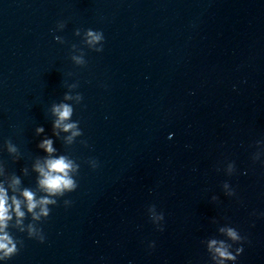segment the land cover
Masks as SVG:
<instances>
[{
	"label": "water",
	"instance_id": "water-1",
	"mask_svg": "<svg viewBox=\"0 0 264 264\" xmlns=\"http://www.w3.org/2000/svg\"><path fill=\"white\" fill-rule=\"evenodd\" d=\"M0 189V264H264V0H0Z\"/></svg>",
	"mask_w": 264,
	"mask_h": 264
},
{
	"label": "clouds",
	"instance_id": "clouds-1",
	"mask_svg": "<svg viewBox=\"0 0 264 264\" xmlns=\"http://www.w3.org/2000/svg\"><path fill=\"white\" fill-rule=\"evenodd\" d=\"M92 35V33H89ZM99 37L93 36V39H98ZM54 112L58 115L59 119L56 121V127H59L61 122L67 119L71 115V109L67 105H61L54 108ZM74 127V125L66 124L64 125V130L67 131L70 128ZM37 131H43L42 128L37 129ZM40 147L45 148L46 151L51 153L54 151L52 148V142L50 140H45L40 145ZM49 172L44 173L43 169L41 172L44 174L45 179L40 183L45 186L50 192L60 191L62 188L72 189L75 187L73 181L67 177V169H69L70 164L67 163L64 157H60L59 159H52L47 162ZM24 196L29 201V210L36 206L35 202H33V194L31 192L25 191ZM6 195L3 194V190L0 189V227L3 226V222L7 218V208H6ZM41 203H47V201H41ZM19 209V203L17 202V210ZM19 215H23V213H19ZM228 235L233 239H236V233L229 229ZM7 240V237H0V241ZM10 242V241H9ZM213 245L216 241L211 242ZM14 248V246H13ZM13 248H8L6 243L0 242V249H7V253L13 251ZM216 251L219 253L221 257H228L229 254L221 248H217Z\"/></svg>",
	"mask_w": 264,
	"mask_h": 264
}]
</instances>
